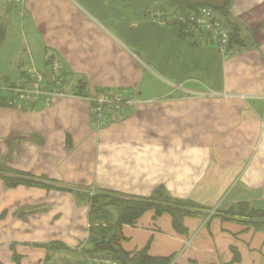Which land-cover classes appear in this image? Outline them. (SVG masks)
<instances>
[{
  "label": "crops",
  "instance_id": "obj_1",
  "mask_svg": "<svg viewBox=\"0 0 264 264\" xmlns=\"http://www.w3.org/2000/svg\"><path fill=\"white\" fill-rule=\"evenodd\" d=\"M159 3L0 0V80L30 68L48 76L43 56L53 49L69 89L147 103L100 129L78 98L0 104V263L14 264L30 235L85 243L89 192L147 198L162 186L211 211L241 202L264 211V0L230 2L238 36L226 58L205 35L156 23L154 10L179 9ZM21 173L48 187H6L2 178ZM211 211L185 216L183 235L168 214L147 211L122 227L123 248L150 242V255L175 264H264V225Z\"/></svg>",
  "mask_w": 264,
  "mask_h": 264
},
{
  "label": "trees",
  "instance_id": "obj_2",
  "mask_svg": "<svg viewBox=\"0 0 264 264\" xmlns=\"http://www.w3.org/2000/svg\"><path fill=\"white\" fill-rule=\"evenodd\" d=\"M167 3H173L179 7L190 11H197L202 7L212 8L221 15V19L229 25V48L238 36V30L235 26L228 23V7L232 0H163ZM180 31V30H179ZM182 36H186L180 31ZM192 37V36H187ZM2 39V29L0 28V41ZM78 94H83L84 88L77 86ZM6 187L16 188L19 185L48 187L41 184L25 174H17V177L2 178ZM63 191H69L60 188ZM88 198V237L85 242L86 247L77 249L82 264H89L94 259L113 261L115 264H175L173 257L152 256L149 253L148 242L142 249L126 251L123 243L126 238L123 235L122 227L124 225H134L147 211L153 210L154 217L168 214L171 219V226L178 234H186L182 220L185 216H193L205 210L204 207L195 202L182 200L169 195L166 190L159 186L147 198H131L112 192H99ZM213 214L218 217L244 218L248 220H257L258 225H264V211L250 209L248 204L241 202L231 207L228 211L218 212L213 210ZM261 222V223H260ZM51 250H66L62 243H50L45 245ZM12 260L14 264H21L17 254L13 253ZM238 262L237 256L226 264ZM1 264V263H0ZM189 264H198L195 261Z\"/></svg>",
  "mask_w": 264,
  "mask_h": 264
},
{
  "label": "built area",
  "instance_id": "obj_3",
  "mask_svg": "<svg viewBox=\"0 0 264 264\" xmlns=\"http://www.w3.org/2000/svg\"><path fill=\"white\" fill-rule=\"evenodd\" d=\"M151 18L159 25L177 26L186 36L205 35L222 58L229 54V26L215 15L212 8L202 7L197 11L184 8L178 10L158 8L151 13ZM43 62L48 70V76L30 68L16 82L9 83L0 80V104L6 107L17 104L47 106L56 97L78 98L89 105L92 125L94 128L100 129L110 120L113 121L118 116L133 111L138 104L145 103L130 96L113 95L106 92L78 94L63 83L62 63L55 50L47 49L43 56ZM261 97L264 100V93ZM93 195V192L88 193V197ZM89 264L115 263L102 258L90 260Z\"/></svg>",
  "mask_w": 264,
  "mask_h": 264
},
{
  "label": "rangeland",
  "instance_id": "obj_4",
  "mask_svg": "<svg viewBox=\"0 0 264 264\" xmlns=\"http://www.w3.org/2000/svg\"><path fill=\"white\" fill-rule=\"evenodd\" d=\"M159 1H160V3L158 4L159 6H163L161 4H165V1H163V0H159ZM167 4L169 5L171 3L169 2ZM215 15L219 16L217 11H215ZM145 104H147V103H145ZM182 200H187V199H182ZM19 201L22 202V199H19ZM189 201H191V200H189ZM198 205L205 208V210L203 212L211 211L209 208L203 206L200 203ZM163 215H166V214L164 213ZM213 215L214 214H213V210H212L209 214V217L213 216ZM26 238L28 240L33 241V242H27L25 244L26 246H21V250H19L20 248L17 247L15 252H13V253H16L18 255L20 261L23 264H34L35 262L38 261V259L41 261L38 262L37 264H39V263L40 264H82V260L79 257V251L77 249H81V248L86 247L85 243H81V244H79V246L78 245L75 246L73 244H68V243H64V244L62 243L68 249L58 251V250L47 249V247H45V245H49L50 243L49 242H46V243L40 242L43 239H45V237H43V236H32V235H30V236H26ZM53 243H57V242H53ZM86 248H88V247H86Z\"/></svg>",
  "mask_w": 264,
  "mask_h": 264
}]
</instances>
